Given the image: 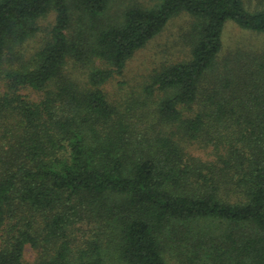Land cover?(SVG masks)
I'll return each mask as SVG.
<instances>
[{
  "label": "trees",
  "instance_id": "16d2710c",
  "mask_svg": "<svg viewBox=\"0 0 264 264\" xmlns=\"http://www.w3.org/2000/svg\"><path fill=\"white\" fill-rule=\"evenodd\" d=\"M110 2L0 0V264H27L28 246L36 264H168L173 247L191 264H264V54L219 73L227 23L264 34V6L132 0L102 19ZM183 13L190 58L146 88L164 92L152 115L165 128L137 134L104 86ZM200 139L213 160L185 146Z\"/></svg>",
  "mask_w": 264,
  "mask_h": 264
},
{
  "label": "rangeland",
  "instance_id": "374dc122",
  "mask_svg": "<svg viewBox=\"0 0 264 264\" xmlns=\"http://www.w3.org/2000/svg\"><path fill=\"white\" fill-rule=\"evenodd\" d=\"M252 8H262L264 0H245ZM132 3V0H111L110 6L102 19L115 18L124 8ZM55 14L50 13L47 17L39 20L37 34L19 47V51L26 57L34 55L40 48L41 41L48 35L54 24ZM192 18L188 14L173 17L166 28L143 48L139 49L128 61L121 76L110 80L104 90L110 103L118 112L127 113L132 122L136 124V133L145 136L147 133L158 132L165 125L158 122L152 115V108L156 106V100L162 99L163 90H156L153 94H147V87L151 83V77L162 71L164 67L185 61L190 58V48L186 43V36ZM75 34L76 27L72 28ZM224 50L220 56L219 73L226 74L229 65L242 64L250 57L264 54V34L241 29L233 22H228L223 35ZM239 66V64H237ZM88 69L70 58L65 66L66 74L80 87L86 83V71ZM29 97L38 99L42 94L33 91H24ZM164 125V126H163ZM188 142V141H187ZM186 142V143H187ZM204 139L192 144H185L191 152L204 160H213L210 149L204 147ZM174 245V244H173ZM180 250V249H179ZM179 250L173 247L166 253L168 264H191L186 256H179ZM42 248L36 250L27 247L25 261L27 264H36L41 256ZM107 264H124L114 256L107 260Z\"/></svg>",
  "mask_w": 264,
  "mask_h": 264
}]
</instances>
